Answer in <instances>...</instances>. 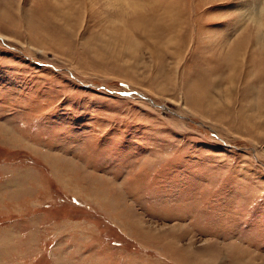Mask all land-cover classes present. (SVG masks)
Here are the masks:
<instances>
[{
	"label": "rangeland",
	"instance_id": "1",
	"mask_svg": "<svg viewBox=\"0 0 264 264\" xmlns=\"http://www.w3.org/2000/svg\"><path fill=\"white\" fill-rule=\"evenodd\" d=\"M124 1L0 0V264H264L262 0Z\"/></svg>",
	"mask_w": 264,
	"mask_h": 264
},
{
	"label": "bare ground",
	"instance_id": "2",
	"mask_svg": "<svg viewBox=\"0 0 264 264\" xmlns=\"http://www.w3.org/2000/svg\"><path fill=\"white\" fill-rule=\"evenodd\" d=\"M106 1V0H105ZM109 2V1H108ZM121 2H127V1H124V0H121ZM110 3H111V0H110ZM260 3V2H259ZM112 4H113V1H112ZM137 4V3H136ZM260 6H262V7H260V10H263V8H264V0H262V3H261V5ZM125 7H127V6H125ZM130 11V10H129ZM258 13V12H257ZM261 13H262V11L260 12V13H258L259 15H260V17H257L256 16V18H253V20L255 21V23H256V26H257V30H258V33H260L261 32V29H262V18H261ZM251 17H252V15H251ZM262 20V21H261ZM246 38H248V37H246ZM259 40V39H258ZM229 43H226V46L228 45ZM240 44V43H239ZM245 46V45H244ZM237 50V49H236ZM235 51V50H234ZM236 53V52H235ZM233 54V53H232ZM241 54V53H240ZM238 55V54H237ZM234 57V56H233ZM236 57V56H235ZM2 247L3 248H1V254H2V251L3 250H5V249H7L6 247H9L8 246V240H2Z\"/></svg>",
	"mask_w": 264,
	"mask_h": 264
}]
</instances>
